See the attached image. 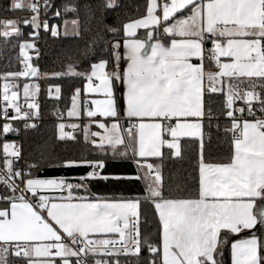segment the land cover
Here are the masks:
<instances>
[{
	"label": "snow or ice",
	"instance_id": "snow-or-ice-1",
	"mask_svg": "<svg viewBox=\"0 0 264 264\" xmlns=\"http://www.w3.org/2000/svg\"><path fill=\"white\" fill-rule=\"evenodd\" d=\"M118 6V0H104L101 9ZM51 7L50 0H12L13 12L32 15L0 21V37H22L21 25L32 27L33 39L41 28L58 36V29L42 19ZM63 11L76 17L64 20L65 36L88 31L76 5L67 4ZM139 29L148 30L144 39ZM123 32V45L116 41L109 51L104 41L88 71L69 65L65 72L42 74L28 54L39 50L25 41L19 46L22 70L0 75V116L23 120L25 127H35L27 121L40 115L41 79L83 77L87 93L105 97L81 101L77 88L67 115H86L89 123L58 125L59 140L77 141L79 129L97 158L65 159L52 166L90 169L82 176L40 178L35 173L43 164L21 168L19 147L2 145L0 264H131L129 258L141 264L144 253L148 256L142 264H221L230 237L241 233L247 238L231 242L232 264H264V0H147L146 14L125 23ZM89 54L95 56V49L89 48ZM206 59L216 71L205 70ZM21 78L36 81L22 84L24 105L19 102ZM94 81L99 83L94 86ZM117 83L126 88L123 109ZM60 92L56 86V99ZM214 94L223 101L222 114L230 121L224 132L231 133L234 147L228 161L220 163L205 159V128L211 129L214 121L217 131L221 127L220 115L208 103ZM238 100L245 106L237 107ZM9 109L14 115L9 116ZM16 131L10 122L2 127V134ZM182 138L198 143L195 198H173L165 190L163 150L180 157ZM109 157L131 160L135 174H104ZM110 180L139 182L143 191L119 199L91 193V182ZM142 204L152 205L157 217L155 239L142 232Z\"/></svg>",
	"mask_w": 264,
	"mask_h": 264
},
{
	"label": "trees",
	"instance_id": "trees-1",
	"mask_svg": "<svg viewBox=\"0 0 264 264\" xmlns=\"http://www.w3.org/2000/svg\"><path fill=\"white\" fill-rule=\"evenodd\" d=\"M52 7L46 17L50 26H61L64 20L76 18L71 13L63 11L67 4L76 5L79 8V18L82 27H87L88 31L82 32L81 37L65 36L60 33L52 36L50 31L40 30L39 36L34 39L30 36L34 30L30 25H21L23 36L11 38L7 41L0 37V75L22 70L23 64L20 52V44L34 40L39 41V46L32 50V63L38 67L41 73L51 75L55 72H65L69 65H73L76 71H88L90 63L97 62L102 54L103 42L107 41L109 51L111 44L116 39L124 38L123 25L130 20L138 19L146 14L147 0H118V7L113 10H102L101 5L104 0H50ZM12 0H0V21L7 19L30 18L32 15L27 11L11 10ZM91 6V7H87ZM59 10L60 16L55 13ZM109 28L118 29L117 34L108 31ZM142 35V32L140 33ZM89 48H94L96 55H85ZM105 58H109L106 56ZM205 68L213 70L214 65L205 60ZM112 70L111 63L108 67ZM21 80H26L21 78ZM3 81H0V83ZM86 80L78 76H63L59 79H41V91L38 99L41 101L42 121L35 127L24 128L19 122L11 123L12 127L19 130L18 136L13 132L2 134V127L6 123L0 119V158L3 160L2 145L20 139V152L23 159L20 161L22 167L27 163L43 164L35 175L41 177H79L90 171L87 167L62 168L53 167L59 165L65 159H95L93 146L86 144L79 129L76 135L77 141L59 140L58 125L66 118V112L71 107V97L77 88L81 89ZM59 86L61 89L60 98L51 96L50 89ZM259 90V89H258ZM52 92V91H51ZM208 98L206 97V100ZM85 101V100H84ZM217 115H220V130L217 131L213 122L211 129L205 128V159L206 162L220 163L227 162L231 157L234 147L232 144L231 133H225L224 128L230 126V121L222 114L223 101L219 94H214L208 100ZM237 107L245 106L239 100ZM259 113V112H258ZM260 114V113H259ZM63 115V118L60 116ZM87 118L80 119L86 122ZM76 121L75 119H69ZM210 132L211 140L207 139ZM182 155L175 157L170 150L165 148L163 159V177L166 194L173 198H195L199 189V168H198V143L192 138H182ZM43 153V155H42ZM104 174L134 175L135 165L131 160H113L105 158ZM89 189L94 196L101 198H123L135 196L143 191V185L139 182L132 183L127 181H93L89 184ZM83 194V193H82ZM141 228L145 235L156 236L158 227L157 217L150 204L141 205ZM261 233H257L260 235ZM244 236H247L244 234ZM240 237L233 235L230 242L225 246L223 256L219 259L221 264H231V242ZM148 254L144 253L141 264L147 259ZM131 264H137L135 258H129ZM16 264V262H14Z\"/></svg>",
	"mask_w": 264,
	"mask_h": 264
},
{
	"label": "crops",
	"instance_id": "crops-1",
	"mask_svg": "<svg viewBox=\"0 0 264 264\" xmlns=\"http://www.w3.org/2000/svg\"><path fill=\"white\" fill-rule=\"evenodd\" d=\"M64 30V23L60 26V33H62V31ZM147 31L148 30H145V29H139L138 30V36H139V38H141V39H144L145 38V36H146V33H147ZM142 32V35H140V33ZM125 38V37H124ZM124 38H122V39H116V40H114L112 43H114V42H116V41H119L120 43H121V45H123V40H124ZM168 42V40L167 39H165V43H167ZM119 51H120V53H121V56H122V59H121V63H120V67H121V69L123 70V69H126V66H127V61H126V59H124L123 57H124V53H125V49L123 48V46L119 49ZM222 59V61L223 60H226L227 58H221ZM205 70L206 71H216V68H214L213 70H211V69H206L205 68ZM107 71H109V69H107ZM43 74V73H42ZM34 82H36V81H34ZM2 83V82H1ZM39 83H40V81H39ZM99 83V81H94V86L96 85V84H98ZM205 84L207 85V81H205ZM86 87H87V81L85 82V84H84V86L81 88V101H88V102H90L91 100H95V99H104L105 97L102 95V94H98V93H87L86 92ZM115 91H116V95H117V97L119 98V104H120V107H121V109H123L124 107H125V105H124V100H123V94L125 93V91H126V88H125V86L123 85V84H120V83H117L115 86ZM51 96L52 97H55L56 98V94H55V87H53L52 89H51ZM20 97H23V94H22V85H21V95H20ZM240 102H242L243 103V101H240ZM94 107V106H93ZM70 109V108H69ZM68 112V111H67ZM67 112H66V118L64 119V121H62L61 123H64V124H66V125H69V124H71V122H69L70 120L69 119H75L76 121H75V123H77V124H79V123H81L82 121L80 120V119H82V118H87L86 117V115H82L80 118H77V117H69L68 115H67ZM105 118H103V117H100V120L101 121H103ZM123 122V121H122ZM84 124H87V123H89V118H87L86 119V122H83ZM93 128L95 129V125H93ZM66 131H70L71 129H69V128H66L65 129ZM58 134H59V130H58ZM41 178H52V177H41ZM244 234L245 233H241L240 234V237H238L237 239H235V240H238V239H244V238H247V236H244ZM234 240V241H235ZM233 241V242H234ZM231 264H232V258H231Z\"/></svg>",
	"mask_w": 264,
	"mask_h": 264
},
{
	"label": "built area",
	"instance_id": "built-area-1",
	"mask_svg": "<svg viewBox=\"0 0 264 264\" xmlns=\"http://www.w3.org/2000/svg\"><path fill=\"white\" fill-rule=\"evenodd\" d=\"M54 27H56V28L58 29L59 33H60L59 26H58V25H54ZM41 29H43V28H41ZM32 42L35 43V46H36V47L39 46V41H38V40H34V41H32ZM32 50H33V49L28 50V51L32 52ZM0 85H2V84H0ZM19 102H20L22 105L26 104V101H25V98H24V97H20V101H19ZM27 102H31V101H27ZM38 102H39L40 109H41V101H40L39 99H38ZM12 115H14V112H13L12 109H9V116H12ZM237 115H239V114H237ZM256 115L259 116L260 114L257 112ZM245 117L248 118V119H251V117H248L247 114H245ZM60 118H63V115H61ZM0 119H3L4 121H6L2 116H0ZM41 121H42V112H41V110H40V115H39V117H35V116H34V117L31 118L30 120H28L27 123H28V124H34L35 126H37L39 123H41ZM6 122H10V123H16V122H19L24 128H27V127H25V123H26V122L23 121V120H9V121H6ZM14 128L17 129V131H16V132H13V134H14L15 136H18L19 130H18V128H16V127H14ZM12 142H15V144H16V145L19 147V149H20V147H21V141H20V139H15V140L12 141ZM2 166H3V160L0 158V168H2ZM20 167L23 168L21 165H20Z\"/></svg>",
	"mask_w": 264,
	"mask_h": 264
},
{
	"label": "rangeland",
	"instance_id": "rangeland-1",
	"mask_svg": "<svg viewBox=\"0 0 264 264\" xmlns=\"http://www.w3.org/2000/svg\"><path fill=\"white\" fill-rule=\"evenodd\" d=\"M72 19H70L69 21H71ZM59 29H60V26H59ZM64 33V30L62 31V34ZM28 54L31 56V57H33V53L32 52H30V51H28ZM34 66V65H33ZM36 67V66H35ZM26 80H21L20 79V81H18V83L20 84V85H22L24 82H28V83H32V82H34L35 81V78H31V79H28V78H25ZM3 83V82H2ZM2 83H0V84H2ZM104 118V117H103ZM69 122H71V123H75V121H72V120H70ZM93 130H95L94 128H93ZM12 142V141H11ZM11 142H9V143H11ZM15 143V142H14Z\"/></svg>",
	"mask_w": 264,
	"mask_h": 264
},
{
	"label": "water",
	"instance_id": "water-1",
	"mask_svg": "<svg viewBox=\"0 0 264 264\" xmlns=\"http://www.w3.org/2000/svg\"><path fill=\"white\" fill-rule=\"evenodd\" d=\"M148 43H149V44H151V43H152V41H149Z\"/></svg>",
	"mask_w": 264,
	"mask_h": 264
}]
</instances>
